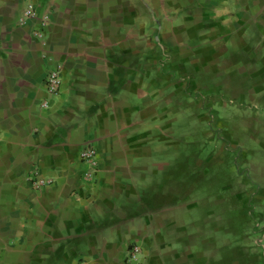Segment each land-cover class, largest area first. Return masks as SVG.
Instances as JSON below:
<instances>
[{
    "label": "crops",
    "instance_id": "obj_1",
    "mask_svg": "<svg viewBox=\"0 0 264 264\" xmlns=\"http://www.w3.org/2000/svg\"><path fill=\"white\" fill-rule=\"evenodd\" d=\"M225 82L264 112V0H0V264H125L136 245L138 264H216L170 149L187 91L214 110Z\"/></svg>",
    "mask_w": 264,
    "mask_h": 264
},
{
    "label": "rangeland",
    "instance_id": "obj_2",
    "mask_svg": "<svg viewBox=\"0 0 264 264\" xmlns=\"http://www.w3.org/2000/svg\"><path fill=\"white\" fill-rule=\"evenodd\" d=\"M197 78L204 85L210 76L197 74ZM226 86L225 82L224 89L212 96L215 104L222 103L214 110L191 108L190 103L210 96L187 91V107L177 131L180 149H170L183 158L182 192L177 198L185 220L215 237L204 250L212 253V261L216 257V264H260L264 260V125L260 121L264 112L254 111L248 95L243 102L237 91Z\"/></svg>",
    "mask_w": 264,
    "mask_h": 264
},
{
    "label": "built area",
    "instance_id": "obj_3",
    "mask_svg": "<svg viewBox=\"0 0 264 264\" xmlns=\"http://www.w3.org/2000/svg\"><path fill=\"white\" fill-rule=\"evenodd\" d=\"M25 18L34 17L36 15V10L32 4H29L25 11L23 12ZM43 26H45V21L43 22ZM36 35L39 38L45 37L42 30H38ZM46 90L49 95H57L62 88V78L61 73L58 69H53L50 71L46 83H45ZM42 106L44 108L49 107V101H44ZM81 159L84 164L87 166L86 178H94L99 170V163H98V149L95 145L91 143H87L82 152H81ZM30 181L38 188H43L50 184V180L42 178L38 173V169H34L33 173L30 176ZM141 255V248L136 245L129 249L128 257L126 259L125 264H138ZM79 264H87L86 262H81Z\"/></svg>",
    "mask_w": 264,
    "mask_h": 264
}]
</instances>
